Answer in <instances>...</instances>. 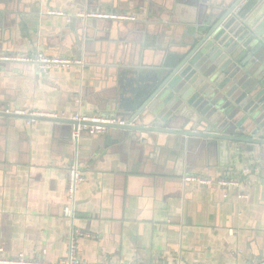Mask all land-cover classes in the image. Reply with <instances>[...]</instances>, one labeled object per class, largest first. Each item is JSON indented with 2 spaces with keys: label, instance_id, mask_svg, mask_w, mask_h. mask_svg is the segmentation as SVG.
Returning <instances> with one entry per match:
<instances>
[{
  "label": "crops",
  "instance_id": "crops-1",
  "mask_svg": "<svg viewBox=\"0 0 264 264\" xmlns=\"http://www.w3.org/2000/svg\"><path fill=\"white\" fill-rule=\"evenodd\" d=\"M194 2L0 0V54L40 52L83 63L43 74L35 65L0 62V114L129 115L125 106L145 84L143 53L167 45L166 33L182 22L172 9ZM52 10L66 15H48ZM87 12L136 20L77 16ZM74 136L68 124L0 116L1 257L54 263L66 257L72 235L86 264L264 262V156L256 160L233 148L226 154L170 135L110 129L82 133L76 142ZM74 163L84 181L67 219L62 211ZM188 175L238 178L240 188L185 183ZM239 192L247 199L237 198Z\"/></svg>",
  "mask_w": 264,
  "mask_h": 264
},
{
  "label": "water",
  "instance_id": "water-1",
  "mask_svg": "<svg viewBox=\"0 0 264 264\" xmlns=\"http://www.w3.org/2000/svg\"><path fill=\"white\" fill-rule=\"evenodd\" d=\"M205 1L195 0L193 6L186 7L174 5L172 12L182 21L176 26L181 29L166 33L172 39H163L167 45L154 44L151 54L143 53L140 64L146 66L139 69L145 81L143 89L131 107L125 106L129 115H117L132 125L109 128L176 136L190 143L195 139L200 148L219 147L226 154L232 148L244 150L261 161L264 0H245L242 5L243 0H222L210 8L203 6ZM164 34L161 31L159 36ZM0 116L20 118L13 114ZM34 118L71 125L75 142L80 134H89L86 130L79 132V126L95 125Z\"/></svg>",
  "mask_w": 264,
  "mask_h": 264
},
{
  "label": "built area",
  "instance_id": "built-area-1",
  "mask_svg": "<svg viewBox=\"0 0 264 264\" xmlns=\"http://www.w3.org/2000/svg\"><path fill=\"white\" fill-rule=\"evenodd\" d=\"M245 2L243 0L240 5ZM51 16H65L66 14L61 10H52L48 12ZM79 18L86 19H104L112 21H135L136 18L133 15L125 13H101V12H87L79 13ZM0 62L2 63H20L27 65H35L39 68L41 73L47 74L52 69L68 70L71 67H81L83 65L81 60H71L61 57H48L43 53L36 52L33 55L28 54H0ZM13 114V113H11ZM13 115L18 116H31L32 118L27 120L28 123L36 122L35 118L41 119H65L76 122L92 123L93 126H79V132L86 130L90 135H103L110 130V126H127L132 125L128 121L120 120L115 117H102L99 115H82L80 112L74 113L69 117L58 116L53 113H28L25 111H16ZM244 174L249 173V169L245 168L242 171ZM84 181V177L78 170L76 163H74L67 173V188L66 194L69 201V205L63 208V216L67 219H72L74 216V206L76 189ZM185 183H192L200 186H218L225 189H238L240 188V179L232 177H223L217 181L201 175H188L183 178ZM246 193H238L237 198L247 199ZM0 264H86L83 263L77 256L76 245L71 235L69 241V248L65 258L54 262L45 263L40 260L29 259L23 255H18L11 258H4L0 256ZM259 264H264L259 263Z\"/></svg>",
  "mask_w": 264,
  "mask_h": 264
}]
</instances>
